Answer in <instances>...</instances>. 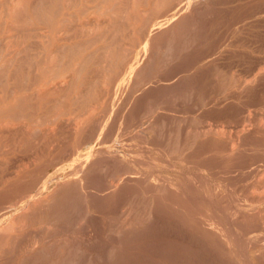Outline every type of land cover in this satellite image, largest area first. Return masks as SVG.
I'll list each match as a JSON object with an SVG mask.
<instances>
[{
	"label": "rangeland",
	"instance_id": "rangeland-1",
	"mask_svg": "<svg viewBox=\"0 0 264 264\" xmlns=\"http://www.w3.org/2000/svg\"><path fill=\"white\" fill-rule=\"evenodd\" d=\"M13 1L0 264H264V0Z\"/></svg>",
	"mask_w": 264,
	"mask_h": 264
},
{
	"label": "bare ground",
	"instance_id": "bare-ground-1",
	"mask_svg": "<svg viewBox=\"0 0 264 264\" xmlns=\"http://www.w3.org/2000/svg\"><path fill=\"white\" fill-rule=\"evenodd\" d=\"M12 1H13V0H12ZM16 1L18 2L19 0H16ZM39 1H40V0H39ZM41 1H43V0H41ZM105 1H107V0H105ZM125 1H126V0H125ZM129 1H130V0H129ZM135 1H136V0H134L133 2H135ZM159 1H160V0H159ZM164 1H167V0H164ZM164 1H163V2H164ZM179 1H180V0H179ZM13 2H14V1H13ZM13 2H12V3H13ZM17 2H16V3H17ZM21 2H23V3L21 4ZM21 2H18V4H19V3L21 4V5L19 4V5L21 6V7L19 8V11L27 10V9H25V8H27L26 4H24L25 1L23 0V1H21ZM28 2H29V1H28ZM35 2H36V5L39 3V2H37V1H35ZM44 2H45V1H44ZM139 2H140V1H139ZM169 2H170V1H168V3H169ZM3 3H4V2H3ZM25 3H26V2H25ZM33 3H34V1H33ZM33 3L31 2V4H33ZM106 3H107V2H106ZM124 3H125V2H124ZM126 3H127V2H126ZM126 3H125V4H126ZM136 3H138V1H137ZM136 3H135V4H136ZM158 3H159V2H158ZM158 3H156V4L158 5ZM175 3H176V2H175ZM175 3H173V4H175ZM4 4H5V3H4ZM23 4H24V5H23ZM40 4H41V3H40ZM40 4H38V6H36V5H35V6H36V7H39ZM135 4H134V5H135ZM138 4L140 5V3H138ZM160 4H161V5H160ZM166 4H167V2H166ZM13 5H15V3H14ZM43 5H44V4H43ZM159 5H160V6H163L162 3H159ZM15 6H16V8L18 9L17 4H16ZM32 6H33V5H32ZM32 6L29 5L30 8H31ZM41 6H42V4H41ZM124 6H125V5H124ZM135 6H136V5H135ZM144 6H146V5H144ZM152 6H153V5H152ZM23 7H24V10H22ZM36 7H32V8L35 9ZM136 7H137V6H136ZM16 8H13V9H15V10L17 11ZM134 8H135V7H134ZM179 8H180V7H179ZM185 8H186V7H185ZM34 9H32V11H33ZM37 9H38V8H37ZM37 9H35V10H37ZM40 9H41V8L39 7V10H40ZM44 9H45V8H44ZM130 9H131V6H130ZM140 9H141V8H140ZM154 9H155V7H154ZM30 10H31V9H30ZM39 10L37 11L38 14H37L36 11H34V12H36V15H37L38 17L40 16V14H39ZM135 10H136V9H135ZM13 11H14V10H13ZM19 11H17L18 14H20ZM121 11H125V10H121ZM138 11H140V10H138ZM135 12L137 13V11H135ZM179 12H180V11H179ZM189 12H190V11H189ZM8 13H9V12H8ZM14 13H15V14L11 13L12 16L14 15L13 18L18 16V18H16V20H17V19H20V17H19L20 15L16 14V12H14ZM124 13H125V12H124ZM133 13H134V12H133ZM133 13H131V14H133ZM139 13H141V11H140ZM25 14H26V13H25ZM27 14H28V13H27ZM27 14H26V15H27ZM34 14H35V13H34ZM49 14L51 15L50 12H48V13L46 14V15H48L47 18H46V17H43V16H44L43 14H42L43 16L41 15L43 18H41V17H39V18L37 17V18H36L35 16H34L35 18H34V17H33V18H34V20H35V19H38V20H37V23H39V24H45V25H46V24L50 23V20H51V19H50L51 17H49ZM131 14H130V15H131ZM134 14H135V13H134ZM134 14L132 15V16H134L133 19H135V18L137 17V15L135 16ZM188 14H189V13H188ZM16 15H17V16H16ZM23 15H24V14H22V12H21V16H23ZM32 15H33V14H32ZM55 15H56V14L54 13V16H55ZM139 15H140V14H139ZM141 15H142V14H141ZM54 16H53V17H54ZM132 16H131V19H132ZM144 16H145V15H144ZM181 16H182V17H185L184 14L181 15ZM186 16H187V12H186ZM23 17H24V16H23ZM179 17H180V16H179ZM141 18H142V17H141ZM22 19H23V18H22ZM53 19H54V18H53ZM142 19H143V18H142ZM142 19H141V20H142ZM180 19H181V17H180ZM180 19H179V20H180ZM182 19H183V18H182ZM20 20H21V19H20ZM25 20H26V18H25ZM28 20H29V19H28ZM28 20H27L26 22H28ZM85 20H86V19H85ZM185 20H186V19H185ZM185 20H184V21H185ZM63 21H65V19H63ZM112 21H115V20L113 19ZM136 21H137V20H136ZM24 22H25V21H22V23H24ZM35 22H36V20H35ZM61 22H62V21H61ZM66 22H67V20H66ZM107 22H108V21H107ZM107 22H106V23H107ZM109 22H111V21L109 20ZM118 22H119V21H118ZM121 22H122V20H121ZM134 22H135V20H133V23H134ZM138 22H139V21H138ZM180 22H181V21H180ZM54 23L56 24V22H54ZM103 23H104V22H103ZM116 23H117V21H116ZM174 23H175V21H174ZM25 24H26V23H25ZM30 24H31V22H30ZM30 24H29V25H30ZM33 24H34V23H33ZM65 24H66V23H65ZM96 24H97V23H94V25H96ZM108 24H109V23H108ZM108 24H106V25H108ZM135 24H136V22H135ZM27 25H28V24H27ZM49 25H50V24H49ZM83 25H84V23H83ZM86 25H87V24H85V26H86ZM90 25H91V24H90ZM97 25H98V24H97ZM109 25L112 26L113 24L110 23ZM76 26H77V25H76ZM135 26H136V25H135ZM138 26H139V25H138ZM138 26H137V27H138ZM29 27H30V26H29ZM47 27L49 28V26H47ZM51 27H53V26H51ZM74 28H75V27H74ZM158 28H159V27H158ZM80 29H82V28H80ZM152 29H154V28H152ZM159 30H160V29H159ZM79 31H81V30H79ZM136 32H138V31H136ZM136 32H135V33H136ZM135 33H134V34H135ZM153 33H154V32H153ZM163 33H164V32H163ZM168 33H170V32H168ZM151 34H152V33H151ZM167 35H168V34H167ZM169 36H170V35H169ZM4 37H5V36H4ZM153 37H154V36H153ZM159 37H160V36H159ZM5 38H6V37H5ZM5 38H4V41H5ZM154 38H155V37H154ZM160 38H161V37H160ZM163 38H164V37H163ZM165 38H166V37H165ZM0 39H1V38H0ZM2 39H3V38H2ZM2 39H1V40H2ZM1 40H0V41H1ZM162 40H163V39H162ZM144 41H145V40H144ZM156 42H157V41H156ZM159 43H160V42H159ZM155 44H156V43H155ZM126 49L128 50V48H126ZM126 49H124V50H126ZM150 51H151V50H150ZM61 53H63V52L61 51ZM125 53H126V52H125ZM148 53H149V52H148ZM70 54H72V53H70ZM70 54H69V55H70ZM123 56H124V55H123ZM144 56H145V55H144ZM122 58H123V57H122ZM123 59H124V58H123ZM260 62H261V61H260ZM121 64H122V63H121ZM255 64H256V63H255ZM256 65H257V64H256ZM0 68H1V67H0ZM123 69H124V68H123ZM0 70H1V69H0ZM121 70H122V69H121ZM121 70H120V71H121ZM123 71H124V70H122V73H123ZM122 73H121V74H122ZM122 75H123V74H122ZM110 76H111V75H110ZM119 77H120V76H119ZM121 77H122V76H121ZM108 78H109V77H108ZM60 81H61V80H60ZM62 81H64V80H62ZM62 81H61V84H62ZM58 83H59V81H58ZM61 84H60V86H62ZM58 85H59V84H57V85H55V86H58ZM50 86H51V85H50ZM60 86H59V87H60ZM59 87H56V88H59ZM38 90H39V89H38ZM52 91H53V90H52ZM36 92L39 93L40 91H39V92L36 91ZM33 94H34V93H33ZM39 96H40V95H39ZM18 98H19V97H18ZM21 99L23 100L22 96H21L20 100H21ZM23 101H24V100H23ZM23 101H21V102H23ZM8 104H9V103H8ZM14 105H15V104H14ZM9 106H10V105H8V107H9ZM12 106H13V105H12ZM14 108H15V106H14ZM5 109L10 111V109L7 108V107H6ZM12 109H13V108H12ZM12 109H11V110H12ZM4 112L6 113V111H4ZM14 112H15V111H14ZM13 115H15V117H16V114L13 113ZM11 116H12V115H11ZM18 116H19V115H18ZM12 117H13V116H12ZM8 118H10V117H8ZM16 118H17V117H16ZM20 118H21V117H20ZM14 119H15V118H13L12 120H14ZM17 119H19V118H17ZM15 120H16V119H15ZM10 122H11V121H10ZM7 123H8V122H7ZM19 124H20V123H19ZM8 125H9V124H8ZM10 125H12V124H10ZM10 125H9V126H10ZM13 125H14V124H13ZM16 126H17V125H16ZM0 127H3V125L1 126V124H0ZM4 127L7 128L6 125H4ZM75 127H77V126H75ZM45 128H46V127H45ZM47 129H48V128H47ZM2 131H3V130H2ZM4 131H5V130H4ZM8 131H9V130H8ZM47 131H49V130H47ZM44 132H46V130H45ZM23 175H24V174H23ZM20 176H21V175H20ZM16 177H17V176H16ZM18 179H19V177H18ZM70 179H71V178H70ZM137 179H138V178H137ZM20 180H22V179H20ZM20 180H19V181H20ZM69 181H70V180H69ZM69 181H68V182H69ZM74 181H75V180H74ZM21 182H22V181H21ZM71 182L74 183L73 180H72ZM22 184H23V183H22ZM54 184H55V183H54ZM57 184L59 185V183H57ZM63 184H64V183H63ZM70 185H71V184H70ZM76 185H77V184H76ZM60 186H61V185H60ZM57 187H59V186H57ZM71 187H73V186H71ZM77 187H78V186H77ZM45 188H46V187H45ZM45 188H44V186H43V189H44V190H45ZM59 188H60V187H59ZM66 188H67V186H66ZM61 189H62V188H61ZM41 190H42V189L40 188V190H39L38 192H40ZM44 190H43V192H44ZM59 190H60V189H59ZM59 190H58V191H59ZM62 190H63V189H62ZM160 190H162V189H160ZM160 190H159V191H160ZM49 191H50V190H49ZM55 191H56V190H55ZM60 191H61V190H60ZM162 191H163V190H162ZM41 192H42V191H41ZM43 192H42V193H43ZM50 193H51V192H50ZM55 193H57V192H55ZM52 194H53V193H52ZM40 196H42V194H41V193H37V194H35V195L33 196V198H37V197H40ZM46 196H47V195H46ZM52 196H53V195H52ZM49 198H50V197H49ZM49 198H48V199H49ZM43 199H45V198L43 197ZM46 199H47V198H46ZM35 201H37V200H35ZM32 202H33V201H32ZM38 202H39V201H38ZM41 202H42V201H41ZM0 203H1V202H0ZM34 204H35V203H34ZM41 204H42V203H41ZM37 205H38V204H37ZM39 205H40V204H39ZM29 206H31V205H29ZM29 206H28V209H29ZM41 206H42V205H41ZM6 207H7V205H6ZM37 207H38V206H37ZM31 208H34V207H31ZM39 208H40V206H39ZM41 208H42V207H41ZM191 209H192V208H191ZM19 210H20V209H19ZM35 210H37L36 207H35ZM161 210H162V209H161ZM29 211H30V210H28V212H29ZM32 211H34V210H32ZM0 212H1V211H0ZM15 212H16V211H15ZM26 212H27V209H22V210H20L16 215H13L12 217H10L9 220H7V221L3 224V227L1 228V231H0V235H2V236H1L2 238H3V236H4V237L6 236V238H7L8 234L14 232L15 228L18 227V226L20 225L21 221L23 220L22 217L26 214ZM171 212H172V211H171ZM187 212H188V211H187ZM187 212H186V213H187ZM1 213H2V212H1ZM32 213H33V212H31V215H32ZM124 213H125V212H124ZM188 213H190V212H188ZM177 214H178V213H177ZM190 214H191V213H190ZM126 215H127V214H126ZM164 215H165V214H164ZM195 215H196V214H195ZM181 216H182V215H181ZM195 217H196V216H195ZM24 218H25V217H24ZM27 218H28V217H27ZM31 220H32V219H31ZM125 220H126V218H125ZM129 220H130V219H129ZM180 220H181V219H180ZM130 221H131V220H130ZM189 221H190V220H189ZM192 221H193V220H192ZM24 222H25V221H24ZM124 222H125V221H124ZM124 222H123V223H124ZM180 222H182V221H180ZM196 222H197V221H196ZM131 223H132V222H131ZM182 223H183V222H182ZM185 223H186V222H185ZM26 224H28V223H26ZM124 224H127V223H124ZM31 225H32V224H31ZM127 225H128V224H127ZM129 225H130V224H129ZM131 225H132V224H131ZM133 225H134V224H133ZM197 225H198V224H197ZM122 226H123V225H122ZM27 227H28V226H27ZM27 227L25 228L26 230H28ZM204 227H205V226H204ZM131 228H132V227H131ZM20 229H21V228H20ZM23 229H24V228H23ZM31 229H32V228H31ZM124 229H125V228H124ZM32 230H34V229H32ZM35 230H36V229H35ZM120 230H121V229H120ZM126 230H127V229H126ZM126 230H125V231H126ZM128 231H129V230H128ZM205 231H206V230H205ZM205 231H204V232H205ZM28 232H29V231H28ZM35 232H36V231H35ZM132 232H133V231H132ZM25 233H26V232H25ZM125 233H126V232H125ZM205 233H206V232H205ZM122 234H123V233H122ZM130 234H131V233H130ZM164 234H165V233H164ZM208 235H210V234H208ZM10 236H11V235H10ZM13 236H14V235H13ZM13 236H12V237H13ZM24 236H25V235H24ZM27 236H28V235H27ZM50 236H51V235H50ZM53 236H54V235H53ZM127 236H128V234H127ZM150 236H151V235H150ZM158 236H159V235H158ZM163 236H164V235H163ZM163 236H162V237H163ZM12 237H11V240H13ZM14 237H15V236H14ZM28 237H29V236H28ZM44 237H45V236H44ZM46 237H47V236H46ZM120 237H122V236H120ZM125 237H126V236H125ZM125 237H124V238H125ZM165 237H166V236H165ZM193 237H194V236H193ZM16 238H17V237H16ZM19 238H20V237H19ZM124 238H123V239H124ZM128 238H129V237H128ZM150 239H151V238H150ZM154 239H155V238H154ZM214 239H215V238H214ZM6 240H8V239H6ZM33 240H34V239H33ZM51 240H52V238L50 239V241H51ZM53 240H54V239H53ZM132 240H134V239H132ZM3 241H5V240H2V242H3ZM9 241H10V237H9ZM14 241H15V240H14ZM16 241H17V240H16ZM27 241H28V240H27ZM46 241H47V240H46ZM128 241H129V240H128ZM155 241H156V240H155ZM168 241H169V240H168ZM170 241H171V240H170ZM6 242H7V241H6ZM44 242H45V240L43 241V244H44ZM51 242H52V241H51ZM123 242H124V241H123ZM123 242H122V243H123ZM151 242H152V241H151ZM151 242H150V243H151ZM17 243H18V242H17ZM17 243H16V244H17ZM19 243H20V242H19ZM19 243L17 244V246H20V247H21V245H20ZM21 243H22V242H21ZM32 243H33V242H32ZM32 243H31L32 246H31V245H30V246H31V247H35V248H37V247L35 246V243L38 244V242L35 241V243H33L34 246H33ZM52 243H53V242H52ZM58 243H59V242H58ZM125 243H126V242H125ZM158 243H159V242H158ZM164 243H165V242H164ZM168 243H169V242H168ZM168 243H166V244H168ZM207 243H208V242H207ZM8 244H9V242H8ZM10 244H11V242H10ZM13 244L16 245L15 243L12 242V246H14ZM29 244H30V242H29ZM43 244H42V245H43ZM49 244H50V243H48V247H49ZM68 244H69V243H68ZM128 244H129V243H128ZM128 244H127V245H128ZM132 244H133V243H132ZM156 244H157V243H156ZM162 244H163V243H162ZM3 245L6 246V244H3ZM3 245H2V246H3ZM23 245H24V244H23ZM40 245H41V244H40ZM46 245H47V243H46ZM46 245H44V247H45ZM53 245H54V244H53ZM152 245H154V244H152ZM152 245H151V246H152ZM157 245H158V244H157ZM202 245H203V244H202ZM12 246H11L10 248H12ZM17 246H15V247H17ZM55 246H56V245H55ZM66 246H67V245H66ZM69 246H70V245H69ZM0 247H1V246H0ZM15 247H14V248H15ZM38 247H41V246L38 245ZM46 247H47V246H46ZM48 247H47V248H48ZM51 247H52V246H51ZM163 247H164V246H163ZM178 247H179V246H178ZM5 248L7 249V246H6ZM5 248H3V249H5ZM41 248H42V247H41ZM57 248H59V246H58ZM152 248H153V247H152ZM3 249H2V250H3ZM42 249H43V248H42ZM42 249H40V250H42ZM123 249H124V248H123ZM166 249H167V248H166ZM169 249H170V248H169ZM31 250H32V248H31ZM34 250H35V249H34ZM48 250H49V249H48ZM120 250H121V249H120ZM137 250H138V249H137ZM156 250H157V249H156ZM0 251H1V249H0ZM9 251H10V250H9ZM9 251H6V253H7V252L9 253ZM42 251H43V250H42ZM121 251L123 252L124 250H121ZM192 251H193V250H192ZM207 251H208V250H207ZM207 251H205V252H207ZM4 252H5V250H4ZM24 252H26V250H24ZM35 252H37V251H35ZM122 252H121V253H122ZM161 252H162V251H161ZM179 252H180V250H179ZM186 252H187V251H186ZM193 252H194V251H193ZM201 252H202V251H201ZM6 253H5V254H6ZM18 253L20 254L19 251H18ZM27 253H28V252H27ZM121 253H120V254H121ZM167 253H168V252H167ZM171 253H172V252H171ZM173 253H174V252H173ZM194 253H195V252H194ZM34 254H35V253H34ZM153 254H154V253H153ZM175 254H176V253H175ZM151 255H152V254H151ZM161 255H162V254H161ZM171 255H172V254H171ZM171 255H170V256H171ZM186 255H187V254H186ZM192 255H193V254H192ZM66 256H67V255H66ZM66 256H65V258H66ZM68 256H69V255H68ZM68 256H67V257H68ZM120 256H121V255H120ZM163 256H164V255H163ZM179 256H180V255H179ZM189 256H190V255H189ZM16 257H17V254H16ZM154 257H155V256H154ZM164 257H165V256H164ZM172 257H173V256H172ZM160 258H161V257H160ZM160 258H159V259H160ZM170 258H171V257H170ZM177 258H178V256L176 257V259H177ZM180 258H181V257H180ZM190 258H191V257H190ZM193 258H194V257H193ZM17 259H18V258H17ZM70 259H71V258H70ZM126 259H127V258H126ZM164 259H166V258H164ZM178 259H179V258H178ZM68 260H69V259H68ZM130 260H131V259H130ZM160 260H162V259H160ZM170 260H171V259H170ZM172 260H173V259H172ZM182 260H183V259H182ZM189 260H190V259H189ZM191 260H193V259H191ZM14 261H15V260H14ZM66 261H67V259H66ZM69 261H70V260H69ZM122 261H123V259H122ZM150 261H151V260H150ZM162 261H163V260H162ZM174 261H175V259H174ZM184 261H185V260H184ZM127 262H128V261H127ZM136 262H137V261H136ZM153 262H154V261H153ZM172 262H173V261H172ZM181 262H182V261H181ZM193 262H194V261H193ZM12 263H13V262H12ZM157 263H158V262H157ZM173 263H174V262H173ZM191 263H192V262H191ZM66 264H68V263L66 262ZM72 264H73V263H72ZM133 264H135V263H133ZM177 264H178V262H177ZM180 264H181V263H180ZM187 264H188V263H187Z\"/></svg>",
	"mask_w": 264,
	"mask_h": 264
}]
</instances>
